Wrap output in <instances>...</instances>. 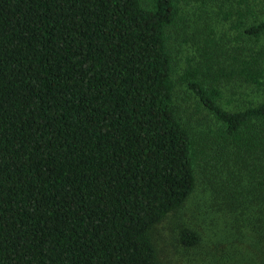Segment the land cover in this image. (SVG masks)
I'll list each match as a JSON object with an SVG mask.
<instances>
[{
	"label": "trees",
	"instance_id": "trees-1",
	"mask_svg": "<svg viewBox=\"0 0 264 264\" xmlns=\"http://www.w3.org/2000/svg\"><path fill=\"white\" fill-rule=\"evenodd\" d=\"M179 83L218 124L206 151ZM261 92L264 0H0V264H163L151 231L198 189L210 257L264 264Z\"/></svg>",
	"mask_w": 264,
	"mask_h": 264
},
{
	"label": "rangeland",
	"instance_id": "rangeland-1",
	"mask_svg": "<svg viewBox=\"0 0 264 264\" xmlns=\"http://www.w3.org/2000/svg\"><path fill=\"white\" fill-rule=\"evenodd\" d=\"M183 39L178 40L174 33L171 42L172 53L174 54V75L178 79L187 66L186 54L192 56V47L184 46ZM244 89V88H243ZM245 90V89H244ZM250 89L247 90V92ZM245 93V92H244ZM232 93L227 91L225 100ZM177 102L180 106L182 122L190 130V133L195 141L202 142L207 140L202 149L206 151L207 145L212 141L213 133H215L218 124L216 119L199 103L198 98L191 92L186 90V86L177 84ZM244 98H264V92L246 93ZM236 97H240L236 95ZM247 104V103H245ZM244 104V105H245ZM197 157L202 158V152L198 151ZM211 194H204L201 189H198L187 202L180 208L170 212L159 224L155 225L151 231V237L154 242L157 254L163 264H217V258H211L208 248L213 249L210 245L211 240L216 237L217 228L210 226L206 219L201 218L199 213L211 212L214 208L211 207ZM185 229L195 231L201 230V243L194 247H189L182 240V232ZM229 230V229H228ZM226 248L231 249V244H223ZM240 247V245H237ZM220 247V246H219Z\"/></svg>",
	"mask_w": 264,
	"mask_h": 264
}]
</instances>
